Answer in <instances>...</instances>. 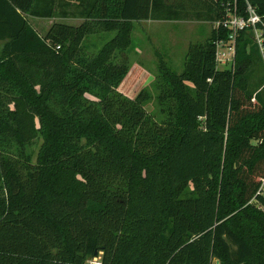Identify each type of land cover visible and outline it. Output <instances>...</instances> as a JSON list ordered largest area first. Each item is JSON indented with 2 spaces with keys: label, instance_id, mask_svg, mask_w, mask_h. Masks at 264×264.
Here are the masks:
<instances>
[{
  "label": "trees",
  "instance_id": "1",
  "mask_svg": "<svg viewBox=\"0 0 264 264\" xmlns=\"http://www.w3.org/2000/svg\"><path fill=\"white\" fill-rule=\"evenodd\" d=\"M73 1L77 14L67 0H0V264H264V69L250 32L230 68L215 65L220 26L188 44L179 73L158 55V118L146 90H117L133 22L213 23L232 0ZM245 2L264 20V0H235L237 13ZM27 16L81 21L40 35Z\"/></svg>",
  "mask_w": 264,
  "mask_h": 264
},
{
  "label": "rangeland",
  "instance_id": "2",
  "mask_svg": "<svg viewBox=\"0 0 264 264\" xmlns=\"http://www.w3.org/2000/svg\"><path fill=\"white\" fill-rule=\"evenodd\" d=\"M69 1L67 0L64 5L66 10L77 14L81 5L77 1L76 4L73 0H71V3ZM183 16L185 18L181 20L148 19L132 23L130 41L125 49L128 70L118 84L117 90L127 97H133L141 88L146 90L149 94V99L146 101L144 109L155 118L159 117L158 107L154 99L157 93L154 81L157 72V56L162 57L172 71L179 73L182 69L188 44L205 40L212 28L211 21L192 19L190 13ZM27 20L40 35L46 31L51 22L61 21L58 16L51 18H32L27 16ZM80 21V17H67L64 19V22L72 25H78ZM112 35V31L90 34L84 40V44H93V49L95 50ZM257 62L258 60L255 63L257 64ZM258 69L254 68V71L258 72V76L253 78L250 84L252 87L259 82L258 78H260L261 73ZM259 89L264 93V80L261 82V86L260 84L258 85L257 90ZM39 142L40 140L36 138L27 146L32 159H34ZM262 187H264V183ZM94 262H96L95 258L92 259L91 263L96 264Z\"/></svg>",
  "mask_w": 264,
  "mask_h": 264
},
{
  "label": "built area",
  "instance_id": "3",
  "mask_svg": "<svg viewBox=\"0 0 264 264\" xmlns=\"http://www.w3.org/2000/svg\"><path fill=\"white\" fill-rule=\"evenodd\" d=\"M226 14L221 20L213 21L212 26H218L227 30L225 40H218L214 43V60L216 68H230L233 65L235 39L240 30L246 29L250 32L252 41L256 44L262 61L264 59V20L257 14L253 5L245 2V14L237 13L235 0L226 4ZM206 81H210L209 78ZM264 178L262 179V184ZM96 263V262H94Z\"/></svg>",
  "mask_w": 264,
  "mask_h": 264
},
{
  "label": "crops",
  "instance_id": "4",
  "mask_svg": "<svg viewBox=\"0 0 264 264\" xmlns=\"http://www.w3.org/2000/svg\"><path fill=\"white\" fill-rule=\"evenodd\" d=\"M32 18H34V17H32ZM60 20H61V21H64V18H63V19L61 18ZM262 63H263V62H262ZM258 67L260 68V66H258ZM261 68H262V66H261Z\"/></svg>",
  "mask_w": 264,
  "mask_h": 264
},
{
  "label": "water",
  "instance_id": "5",
  "mask_svg": "<svg viewBox=\"0 0 264 264\" xmlns=\"http://www.w3.org/2000/svg\"><path fill=\"white\" fill-rule=\"evenodd\" d=\"M214 264H218V261H217V260H215V261H214Z\"/></svg>",
  "mask_w": 264,
  "mask_h": 264
}]
</instances>
